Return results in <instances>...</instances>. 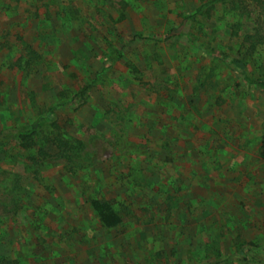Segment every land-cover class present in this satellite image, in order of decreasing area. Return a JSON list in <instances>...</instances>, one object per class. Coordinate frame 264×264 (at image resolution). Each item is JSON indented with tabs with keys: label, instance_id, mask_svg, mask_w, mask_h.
<instances>
[{
	"label": "rangeland",
	"instance_id": "rangeland-1",
	"mask_svg": "<svg viewBox=\"0 0 264 264\" xmlns=\"http://www.w3.org/2000/svg\"><path fill=\"white\" fill-rule=\"evenodd\" d=\"M244 74L264 0H0V131L53 120L0 150V264H264Z\"/></svg>",
	"mask_w": 264,
	"mask_h": 264
},
{
	"label": "trees",
	"instance_id": "trees-1",
	"mask_svg": "<svg viewBox=\"0 0 264 264\" xmlns=\"http://www.w3.org/2000/svg\"><path fill=\"white\" fill-rule=\"evenodd\" d=\"M244 80L250 85L258 84L264 89V79L254 80L248 75L244 74ZM49 124H53V120L50 118V116H42L29 127L16 126L2 129V131H0V150L8 143L16 140H20L22 147L33 146L34 137L38 136L42 128ZM40 153V155H44L43 150H40ZM260 156L264 160V139L261 141ZM92 208L101 226L107 229H113L121 223L120 215L112 208L110 204L106 202L93 201Z\"/></svg>",
	"mask_w": 264,
	"mask_h": 264
},
{
	"label": "crops",
	"instance_id": "crops-1",
	"mask_svg": "<svg viewBox=\"0 0 264 264\" xmlns=\"http://www.w3.org/2000/svg\"><path fill=\"white\" fill-rule=\"evenodd\" d=\"M262 140H263V139H262ZM262 140H261V141H262ZM260 146H261V142H260ZM261 159H262V158H261ZM262 160H263V159H262ZM263 161H264V160H263Z\"/></svg>",
	"mask_w": 264,
	"mask_h": 264
}]
</instances>
